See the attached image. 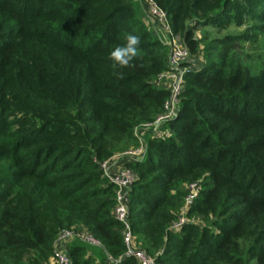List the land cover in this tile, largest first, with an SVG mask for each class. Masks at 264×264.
<instances>
[{
	"label": "trees",
	"instance_id": "trees-1",
	"mask_svg": "<svg viewBox=\"0 0 264 264\" xmlns=\"http://www.w3.org/2000/svg\"><path fill=\"white\" fill-rule=\"evenodd\" d=\"M142 0H0V264H40L59 232L84 226L101 242L66 243L71 264H139L126 254L115 184L101 162L136 145V128L162 110L170 45L148 25ZM190 53L173 133L146 130L147 153L129 219L158 264H264V59L243 41L264 33V0H156ZM244 26L205 42L196 32ZM139 36L121 69L109 54ZM193 65V66H192ZM201 181L171 229L187 184Z\"/></svg>",
	"mask_w": 264,
	"mask_h": 264
},
{
	"label": "built area",
	"instance_id": "built-area-1",
	"mask_svg": "<svg viewBox=\"0 0 264 264\" xmlns=\"http://www.w3.org/2000/svg\"><path fill=\"white\" fill-rule=\"evenodd\" d=\"M148 9L155 24L158 27L160 26L170 36L168 40L170 45L168 54L169 67L158 74V81L168 88L169 92L163 102L160 113L153 120L137 126L136 134L139 142L103 160L101 168L103 174L116 186V203L113 213L125 225L126 254L134 256L139 264H158L155 256L135 243V235L132 231L129 214L130 191L137 179V172L128 166L127 162L137 161L146 156L147 143L144 138L146 130L152 129L153 136L157 137H168L173 133L168 123L177 116L179 111L181 94L185 83V71L191 67V64L187 63L191 57V53L189 47L182 41L179 34L174 33L167 12L156 0H148ZM200 188V180H194L187 184L183 205L180 208L178 216L170 225L172 230L180 229L187 222L193 220L188 216V210L198 197ZM70 238H78L90 245L102 247L101 240L86 227L75 225L70 228H64L59 232L52 255L54 264H71L72 259L68 252L58 247L60 243ZM40 264L50 263L43 262Z\"/></svg>",
	"mask_w": 264,
	"mask_h": 264
},
{
	"label": "rangeland",
	"instance_id": "rangeland-1",
	"mask_svg": "<svg viewBox=\"0 0 264 264\" xmlns=\"http://www.w3.org/2000/svg\"><path fill=\"white\" fill-rule=\"evenodd\" d=\"M140 8L144 15L148 18V20H152V17L149 13L148 9V0H142L140 2ZM149 22V21H147ZM155 24V23H154ZM151 28L159 34L163 39L166 37V39H170V36L164 31L160 26L158 27L159 29H162L164 33L158 29V28H153L151 24H149ZM157 27V25L155 24ZM159 31H158V30ZM244 30V26H239V25H231L227 28H222L219 29L215 26L208 25V26H202L199 27L196 32L200 35H203L205 37V42H207L210 39H213L215 37H222L227 33H238L240 31ZM167 35H166V34ZM181 38V37H180ZM164 39V40H166ZM168 42V41H167ZM169 43V42H168ZM242 43V50H241V55L242 59L247 63L250 64L254 69L259 68L261 61L264 59V33L261 34L260 40L256 41L255 43H251L250 41H243ZM205 60V57L202 54H192L189 61L193 65H197L198 63H201ZM101 248V247H100ZM96 254L102 253L101 249H92ZM99 255V254H98Z\"/></svg>",
	"mask_w": 264,
	"mask_h": 264
},
{
	"label": "clouds",
	"instance_id": "clouds-1",
	"mask_svg": "<svg viewBox=\"0 0 264 264\" xmlns=\"http://www.w3.org/2000/svg\"><path fill=\"white\" fill-rule=\"evenodd\" d=\"M140 42L139 36L134 34L128 35L126 43L123 46H118L110 52L109 59L121 69L133 66L132 62L138 56Z\"/></svg>",
	"mask_w": 264,
	"mask_h": 264
},
{
	"label": "crops",
	"instance_id": "crops-1",
	"mask_svg": "<svg viewBox=\"0 0 264 264\" xmlns=\"http://www.w3.org/2000/svg\"><path fill=\"white\" fill-rule=\"evenodd\" d=\"M147 21H149V22H148V25L151 24V25L153 26V28H158V26H157V27L155 26V24H154L155 22H154L153 19L150 21V20H148V18H147ZM149 26H150V25H149ZM150 27H151V26H150ZM158 29H159V28H158ZM158 29H157V30H158ZM159 30H160V32L162 31V29H159ZM159 30H158V31H159ZM162 32L164 33V31H162ZM165 34H166V33H165ZM166 35H167V34H166ZM164 39H166V37H165ZM168 40H169V39L167 38V39L165 40V42L168 41ZM168 42H169V41H168ZM69 241H72V242H78V243H79V242L82 241V240H80V239H78V238H70V239H67V240L63 241L62 243H60L58 247L61 248V249H63L64 251H67L66 243L69 242ZM91 249H96V248L93 247V248H91ZM97 249H101V250H102L103 247H101V248H97ZM102 251H103V250H102ZM102 251H101V252H102ZM98 254H101V253H98ZM48 262H49L50 264H54V259L52 258V256L48 259Z\"/></svg>",
	"mask_w": 264,
	"mask_h": 264
}]
</instances>
